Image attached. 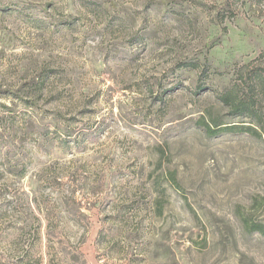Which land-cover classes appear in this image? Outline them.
<instances>
[{
  "label": "rangeland",
  "instance_id": "rangeland-1",
  "mask_svg": "<svg viewBox=\"0 0 264 264\" xmlns=\"http://www.w3.org/2000/svg\"><path fill=\"white\" fill-rule=\"evenodd\" d=\"M225 92L264 117V0H0L3 263L264 264Z\"/></svg>",
  "mask_w": 264,
  "mask_h": 264
},
{
  "label": "trees",
  "instance_id": "trees-1",
  "mask_svg": "<svg viewBox=\"0 0 264 264\" xmlns=\"http://www.w3.org/2000/svg\"><path fill=\"white\" fill-rule=\"evenodd\" d=\"M190 64L186 63L184 66H189ZM194 66V65H191ZM196 88L198 90L202 89V85H197ZM220 100L228 105L231 108V112L233 114L237 115H246L255 118L260 124H264V117L262 116V113L258 111L255 108V103L254 101L250 100L249 102L242 97H240L238 92H225L220 95ZM218 126L217 124H215ZM261 125L260 131H258L256 128L250 125H240V124H231V125H226L224 127H217L216 129H213L210 126V123L207 122H202L201 121V126L206 130L207 133L209 134H217L222 131H229V132H244L248 133L253 136H258V137H264V125ZM60 143H67L66 140L60 141ZM24 174V169L22 167V173L21 175ZM249 231H257L260 234L264 235V225L257 224V223H252L249 226ZM3 259L1 258L0 255V264L3 263Z\"/></svg>",
  "mask_w": 264,
  "mask_h": 264
}]
</instances>
